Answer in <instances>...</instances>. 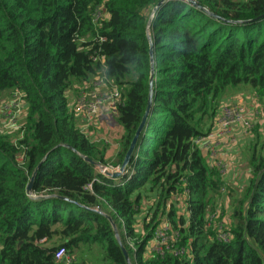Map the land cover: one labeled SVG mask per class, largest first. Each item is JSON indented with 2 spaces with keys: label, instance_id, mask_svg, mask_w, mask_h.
Instances as JSON below:
<instances>
[{
  "label": "trees",
  "instance_id": "obj_1",
  "mask_svg": "<svg viewBox=\"0 0 264 264\" xmlns=\"http://www.w3.org/2000/svg\"><path fill=\"white\" fill-rule=\"evenodd\" d=\"M192 1L0 0V99L17 93L26 110L17 143L0 134V264L74 255L83 264H264V137L250 149L240 197L194 145L213 130L229 89L264 98V0ZM96 76L120 94L115 169L146 114L153 76L150 111L118 178L98 171L105 152L67 96ZM147 200L148 224L139 220ZM228 200L236 208L215 230L214 209ZM164 220L177 257L149 253Z\"/></svg>",
  "mask_w": 264,
  "mask_h": 264
},
{
  "label": "rangeland",
  "instance_id": "obj_2",
  "mask_svg": "<svg viewBox=\"0 0 264 264\" xmlns=\"http://www.w3.org/2000/svg\"><path fill=\"white\" fill-rule=\"evenodd\" d=\"M101 15L103 16L104 13L101 12ZM101 78L102 77L100 76H96L94 79L91 80L89 84L82 87H78L77 85H74V87L70 91H68L67 96L72 111L78 117L76 122L78 126L82 127L81 129L82 132H85L88 139L92 143L97 144L100 150H104L105 160L107 162V165L103 168L106 169V171L108 172H115L119 170V169H115L114 165L116 162L117 153L119 152L120 137L122 135V130L117 123V114L115 111V106L117 104L116 102L117 97L113 98L112 105L109 107L111 109L107 110L108 109L107 108L102 111L100 110L99 114L93 119V122L91 124H88L86 122L85 120L86 113L83 112V110L79 105L82 102H85L87 104H93L103 94L107 95L115 92L116 88L111 84L102 81ZM20 105H23L21 101H20ZM225 105L231 108H235L239 112V114H241L244 120L247 123H249V127L245 128L241 125H235L227 135L218 136L211 144L207 146H203L201 148L204 154L206 155V157L210 158V162L212 163V166H215L217 163L221 162L217 164V166L215 167L219 169L221 168L220 174L224 179V181H225V176H227L230 168V162L224 161L226 162L224 163L220 161L218 158L219 156L217 157V151L213 150L214 146L219 139L227 140L225 142L227 146H237L238 140H236V129L243 130L244 132H246V134H248L251 140L247 145V150H239L240 152L239 156L240 159L243 161L241 162V165L246 163L248 164L250 157V149L252 145L254 144L257 138L264 137V136H260V135H264V98L263 99L259 98L256 94L253 93V91L249 87L242 86L239 88L229 89L226 98L223 100V104L219 107V109ZM14 106L19 107L18 112L13 109ZM25 113H26L25 108L23 107L21 108L19 106L17 96H13L12 93H4L2 95V98L0 99V134H2L3 136H8V139L12 143H17L22 137L19 128H22L24 125ZM217 118H218V114L215 117L214 123L216 122ZM97 169L98 171H100L101 168L98 167ZM245 175H246V171L241 173V177H244ZM246 179L248 181L249 176H247ZM244 186L245 185H243V187ZM229 188L231 189L230 191H232L230 195H233L234 197H236V195L240 197L241 194L243 193V191H241L240 189L234 190L231 187ZM147 201H148V206L146 204L145 213L141 215L139 220L142 221L143 223L144 219L146 218L148 224L152 218L151 213H149V209L152 207V205L149 200ZM235 206L236 204H233L232 200H228L226 201V203L225 202L218 203L217 208L214 209L216 213L214 214L215 218L212 221V225L213 227H215V230L218 229H222L221 231L224 230L225 226L227 225L228 219L230 218V216L232 215V213L236 208ZM163 222L168 224V229L165 232L166 233L165 250H168V253H172L177 250V248L174 247H176V244L178 242V237L172 231L170 224L166 220H164ZM157 231L158 228L155 231L154 234L155 236L157 235ZM152 255H156V253H152ZM79 258H81V256H79ZM84 258L87 260L91 259V257L86 254H84ZM63 264H83V263H80L77 260L76 255H74L67 257V259H64ZM87 264H92V263L87 262Z\"/></svg>",
  "mask_w": 264,
  "mask_h": 264
},
{
  "label": "built area",
  "instance_id": "obj_3",
  "mask_svg": "<svg viewBox=\"0 0 264 264\" xmlns=\"http://www.w3.org/2000/svg\"><path fill=\"white\" fill-rule=\"evenodd\" d=\"M102 81H105V80L102 79ZM105 82H107V81H105ZM115 92L111 93V94H107V95L103 94L93 104H87L85 102H82L79 104L81 109L83 110V112L86 113L85 120L88 124H91L93 122V119L99 114L100 110L102 111V110L107 109V108H108L107 110L111 109L109 107L112 105V100L114 97H117L116 102H118L120 100V94H119L117 88H116ZM13 96H17L19 106L22 108L23 105H20V101L22 102V100L20 99L19 95L16 93ZM13 109L16 110L17 112L19 111L18 106H14ZM16 118H17V116H16ZM235 125H241L245 128L249 127V123H247L244 120V118L241 116V114H239V112L235 108H231V107L226 106V105L222 106L219 109L218 118L214 124L213 130L207 136H204V137L199 138V139H195L194 145L197 147H201V148L203 146H207V145L211 144L215 140V138H217L218 136L227 135ZM116 172H119V170L115 171V173ZM167 229H168L167 223H163L158 228L157 235L152 240L150 248H149L150 254L156 253V255H160V256L164 254V250L166 247V244H165L166 233L165 232L167 231ZM222 238H224V236ZM172 253H174L175 257L180 255L179 252H177V251H174ZM65 255H66L65 251H63V250L58 251V254L56 255L57 261L62 262Z\"/></svg>",
  "mask_w": 264,
  "mask_h": 264
},
{
  "label": "crops",
  "instance_id": "obj_4",
  "mask_svg": "<svg viewBox=\"0 0 264 264\" xmlns=\"http://www.w3.org/2000/svg\"><path fill=\"white\" fill-rule=\"evenodd\" d=\"M236 140H238L237 146H227V144L225 143L227 140L219 139L217 141V143L215 144L213 150L217 151V157L219 156L218 158L220 161L230 162V168H229L228 174H227V176H225V181H226L225 184L234 190L240 189L241 191H243L244 188L247 186V182H248L246 179L247 176H249V178H250V174H249L250 169H249L247 163L241 165V162H243V161L240 159L239 150H247V145L249 144L251 138L243 130L236 129ZM221 153H223V154H221ZM208 160L210 162V158H208ZM212 161H214V160H212ZM219 163H221V162H219ZM219 163H217V164H219ZM224 163H226V162H224ZM217 164L215 166H217ZM243 168H244V170H243ZM244 171H246V175L244 177H241V173ZM243 185H245V186L243 187ZM236 186H237V188H236Z\"/></svg>",
  "mask_w": 264,
  "mask_h": 264
},
{
  "label": "water",
  "instance_id": "obj_5",
  "mask_svg": "<svg viewBox=\"0 0 264 264\" xmlns=\"http://www.w3.org/2000/svg\"><path fill=\"white\" fill-rule=\"evenodd\" d=\"M187 1H188L189 3H191L192 5H194V6L196 5L195 2L192 1V0H187ZM161 4H162V3H161ZM161 4H160V5H161ZM160 5H159V6H160ZM151 23H152V18H151V20L149 21V25H148V33H149V31H150ZM149 39H150V38H149ZM150 43L152 44V42H150ZM151 46H152V45H151ZM152 62H153V60H152ZM152 96H153V76H151V80H150V97H149V103H148V108H147L146 114H145V116H144V118H143V120H142V123H141V125H140V127H139V129H138V131H137V133H136L135 138L133 139V141H132V143H131V146H130V148H129L127 154H126V157H125V159H124V162H123L122 166L119 168V172H116V173H115V172H108V171H106V169H104V168H102V167H100V166H96L97 168H98V167L101 168L100 171H99L100 173L105 174L106 176L111 177V178H118V177L122 176V174L125 172L127 166L129 165V163H130V161H131V157H132V155H133V153H134V151H135V149H136L137 143H138V141H139V137H140V135H141V133H142V130H143V128H144V125H145V122H146V119H147L148 113H149V111H150V107H151V103H152ZM85 161L88 162V163H90V164H92V165H95L91 160H89V159H87V158H85ZM35 176H36V173H35L34 176L32 177L31 182H30V184H29L28 187H27V192H28L29 194L32 192L33 182H34ZM124 253H125L126 259L128 260V254L126 253V251H124Z\"/></svg>",
  "mask_w": 264,
  "mask_h": 264
}]
</instances>
